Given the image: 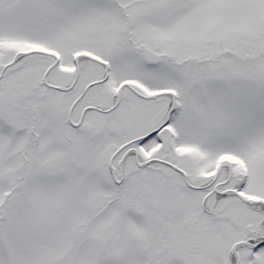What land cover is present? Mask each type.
I'll list each match as a JSON object with an SVG mask.
<instances>
[{
    "label": "snow or ice",
    "instance_id": "snow-or-ice-1",
    "mask_svg": "<svg viewBox=\"0 0 264 264\" xmlns=\"http://www.w3.org/2000/svg\"><path fill=\"white\" fill-rule=\"evenodd\" d=\"M0 264H264V0H0Z\"/></svg>",
    "mask_w": 264,
    "mask_h": 264
}]
</instances>
